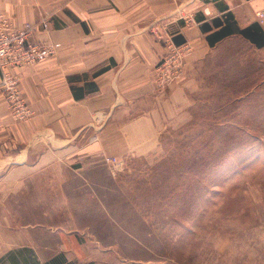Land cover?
I'll return each mask as SVG.
<instances>
[{
  "label": "crops",
  "instance_id": "0c3cea01",
  "mask_svg": "<svg viewBox=\"0 0 264 264\" xmlns=\"http://www.w3.org/2000/svg\"><path fill=\"white\" fill-rule=\"evenodd\" d=\"M0 14L17 28L38 25L31 40L50 46L35 64L5 69L18 79L29 119L12 117L0 88V264L64 262L61 253L81 244L77 230L88 228L74 225V214L121 180L103 156L157 157L162 130L189 107L219 52L244 46L264 60V0H0ZM157 32L187 48L181 79L164 88Z\"/></svg>",
  "mask_w": 264,
  "mask_h": 264
},
{
  "label": "rangeland",
  "instance_id": "374dc122",
  "mask_svg": "<svg viewBox=\"0 0 264 264\" xmlns=\"http://www.w3.org/2000/svg\"><path fill=\"white\" fill-rule=\"evenodd\" d=\"M224 52L162 130L161 153L125 161L109 196L74 214L88 228L62 264H264V60Z\"/></svg>",
  "mask_w": 264,
  "mask_h": 264
},
{
  "label": "built area",
  "instance_id": "2783aa9c",
  "mask_svg": "<svg viewBox=\"0 0 264 264\" xmlns=\"http://www.w3.org/2000/svg\"><path fill=\"white\" fill-rule=\"evenodd\" d=\"M257 16L262 22L263 13L258 12ZM41 27L44 29L48 27L46 20L41 23ZM38 29V25L28 23L19 28L14 27L6 15L0 14V70H4L0 88L7 100L12 117L17 121L29 119L32 116V111L22 98L18 79L10 76L5 69L35 64L50 52L49 45L31 40L33 33ZM157 33L166 45V53L161 57L156 67L158 86L164 88L181 79L183 74L182 58L186 54L187 48L175 45L172 36L164 37L159 32ZM103 163L113 174L121 171L124 166V160L114 156H103Z\"/></svg>",
  "mask_w": 264,
  "mask_h": 264
},
{
  "label": "trees",
  "instance_id": "16d2710c",
  "mask_svg": "<svg viewBox=\"0 0 264 264\" xmlns=\"http://www.w3.org/2000/svg\"><path fill=\"white\" fill-rule=\"evenodd\" d=\"M53 264H62L63 262H61V261H54V262H52Z\"/></svg>",
  "mask_w": 264,
  "mask_h": 264
}]
</instances>
